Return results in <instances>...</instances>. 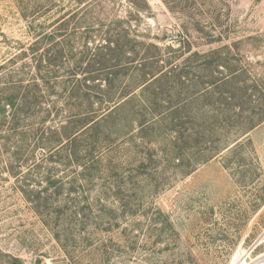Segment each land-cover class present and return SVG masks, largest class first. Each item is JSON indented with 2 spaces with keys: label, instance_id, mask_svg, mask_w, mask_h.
<instances>
[{
  "label": "rangeland",
  "instance_id": "1",
  "mask_svg": "<svg viewBox=\"0 0 264 264\" xmlns=\"http://www.w3.org/2000/svg\"><path fill=\"white\" fill-rule=\"evenodd\" d=\"M64 25L75 56L63 63L80 80L92 63L84 45L98 47L107 34H129L139 44L133 66L148 61L167 78L138 86L135 113L79 136L74 158L66 146L50 163L29 162V190L44 201L0 177V264H253L264 256V119L244 132L223 121L191 130L192 118L227 115L191 104L211 82L233 78L232 91H264V0H0V87L10 74L27 82L30 48ZM259 104H246L243 119ZM177 108L180 134L172 121L140 127L144 114L155 122ZM74 205L83 207L79 221Z\"/></svg>",
  "mask_w": 264,
  "mask_h": 264
},
{
  "label": "trees",
  "instance_id": "2",
  "mask_svg": "<svg viewBox=\"0 0 264 264\" xmlns=\"http://www.w3.org/2000/svg\"><path fill=\"white\" fill-rule=\"evenodd\" d=\"M65 27L66 25L54 34H40V39L30 48L31 63H35V66L29 64L25 66L27 69H22L23 76L27 75L23 79L27 82L18 81L19 74H10L5 85L0 87V177L8 174L16 179L20 189L25 195L29 193V199L34 204L44 199L40 197L41 193L29 190L33 180L24 172L29 162L38 158L41 163H50L54 154L66 146V150L70 147L68 158H74L76 150L73 144L79 136L96 130L105 120L117 119L126 111L134 112L130 106L138 86L141 84L148 87L152 82L167 78V74L162 71H154L153 63L148 61H144V68L133 66L139 57V44L131 40L129 34H107L104 44L98 47L91 48L87 43L84 45L83 54L92 63L91 67L81 71L85 76L84 80H80L78 71L63 63L66 58L75 56V49L71 44L74 34H67ZM60 30L65 34H60ZM58 38H63V41H57ZM48 43L51 46L44 49ZM123 78L130 79V82L122 84ZM89 79L94 80V83L87 82ZM232 80L233 78L221 83L213 81L194 98L191 104L202 103L205 108L219 110L220 113L226 111L227 115L223 118L206 115L192 118L193 134L201 125L222 121L234 122L235 125L237 123L236 128L244 132L264 119V91L258 90L257 85H254L257 92H250L249 87H238L232 91L235 87ZM209 87L213 89L210 90ZM228 87L230 92L226 89ZM238 92L239 97L236 95ZM215 94L222 96L217 98L216 104L212 101ZM225 94L229 96L225 97ZM257 95L258 99L253 100ZM253 101L260 104L243 119L246 113L244 106ZM152 103L153 101L150 102L151 105ZM179 110L177 108L168 115H161L155 122H149L147 115L142 114L144 118L140 127L142 130H153L154 125H165L172 121V131L178 135L180 130L176 115ZM231 112L234 115H229ZM138 113L140 112L137 111ZM189 136L192 137V132ZM179 138L177 136L175 142ZM35 164L40 166L39 161ZM46 181L50 185H56L51 174ZM35 209L40 213L38 207L35 206ZM82 212L83 207L76 205L70 210L77 219H83ZM57 220L60 221L59 218ZM46 225L50 227V222ZM58 229L60 227L57 226L53 232L55 239L66 250L69 239L65 238L66 232L62 233Z\"/></svg>",
  "mask_w": 264,
  "mask_h": 264
},
{
  "label": "bare ground",
  "instance_id": "3",
  "mask_svg": "<svg viewBox=\"0 0 264 264\" xmlns=\"http://www.w3.org/2000/svg\"><path fill=\"white\" fill-rule=\"evenodd\" d=\"M253 264H264V256L258 258V260L255 261Z\"/></svg>",
  "mask_w": 264,
  "mask_h": 264
},
{
  "label": "built area",
  "instance_id": "4",
  "mask_svg": "<svg viewBox=\"0 0 264 264\" xmlns=\"http://www.w3.org/2000/svg\"><path fill=\"white\" fill-rule=\"evenodd\" d=\"M262 241H264V232H263V237H262ZM258 245H260V244H258ZM258 245H257V246H258Z\"/></svg>",
  "mask_w": 264,
  "mask_h": 264
}]
</instances>
